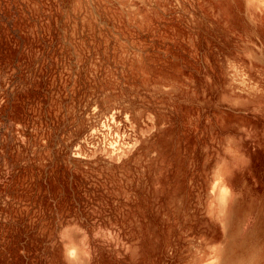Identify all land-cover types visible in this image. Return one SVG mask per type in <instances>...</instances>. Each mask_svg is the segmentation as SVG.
<instances>
[{
    "label": "rangeland",
    "instance_id": "rangeland-1",
    "mask_svg": "<svg viewBox=\"0 0 264 264\" xmlns=\"http://www.w3.org/2000/svg\"><path fill=\"white\" fill-rule=\"evenodd\" d=\"M0 264H264V0H0Z\"/></svg>",
    "mask_w": 264,
    "mask_h": 264
},
{
    "label": "bare ground",
    "instance_id": "bare-ground-1",
    "mask_svg": "<svg viewBox=\"0 0 264 264\" xmlns=\"http://www.w3.org/2000/svg\"><path fill=\"white\" fill-rule=\"evenodd\" d=\"M224 195H225V191L223 192L222 196H224Z\"/></svg>",
    "mask_w": 264,
    "mask_h": 264
}]
</instances>
